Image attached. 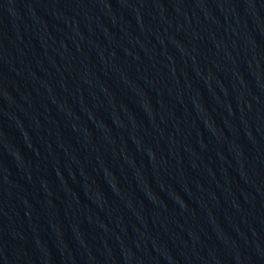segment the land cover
<instances>
[{
	"label": "water",
	"instance_id": "water-1",
	"mask_svg": "<svg viewBox=\"0 0 264 264\" xmlns=\"http://www.w3.org/2000/svg\"><path fill=\"white\" fill-rule=\"evenodd\" d=\"M0 264H264V0H0Z\"/></svg>",
	"mask_w": 264,
	"mask_h": 264
}]
</instances>
